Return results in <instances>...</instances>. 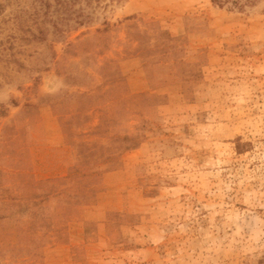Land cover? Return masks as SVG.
<instances>
[{
    "label": "rangeland",
    "instance_id": "rangeland-1",
    "mask_svg": "<svg viewBox=\"0 0 264 264\" xmlns=\"http://www.w3.org/2000/svg\"><path fill=\"white\" fill-rule=\"evenodd\" d=\"M68 1L0 0V264H259L264 0Z\"/></svg>",
    "mask_w": 264,
    "mask_h": 264
},
{
    "label": "trees",
    "instance_id": "trees-1",
    "mask_svg": "<svg viewBox=\"0 0 264 264\" xmlns=\"http://www.w3.org/2000/svg\"><path fill=\"white\" fill-rule=\"evenodd\" d=\"M34 1H39V4H38V8L35 7V10L33 12V16L31 17L32 20H36L37 21L38 20L37 18H39L38 17L39 15H43L42 16L43 17V20H46L49 17H51V15H52V13L54 11H56L55 9L53 11H51V4H50L51 2H50V0H34ZM53 1L58 6L57 11L59 10L60 13H61V15L63 14L61 16L62 18H60L61 21H60V19H58L57 21L56 20H53V22H52V26L53 27H57V25L62 22V19H68V15L70 14L71 9H72V4L68 0H53ZM211 1L213 3L219 5V6H224L226 4H230L231 6L236 7L237 9H242V8H244L246 6H250V5L255 4L257 0H211ZM23 14H25V11H22V9H21V13L17 15L18 16L17 19H20L23 16ZM81 17H83V18H81ZM81 17H79V18H81L79 20V22H82L83 21L85 15H82ZM43 20L39 22L38 27H37V29H40L38 31V33L40 34V36H42L43 35V32H45L44 30H45V24H46V22L43 21ZM48 21H51V20H48ZM24 22H26V21H24ZM30 27L28 28V31H30L29 30ZM56 30L58 31L59 28H57ZM26 31L27 30H23V32H26ZM259 264H264V258H262L259 261Z\"/></svg>",
    "mask_w": 264,
    "mask_h": 264
}]
</instances>
